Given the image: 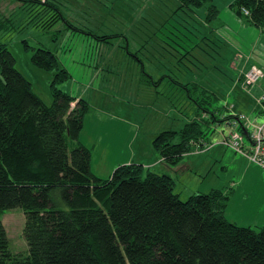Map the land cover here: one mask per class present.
<instances>
[{
  "label": "trees",
  "instance_id": "trees-1",
  "mask_svg": "<svg viewBox=\"0 0 264 264\" xmlns=\"http://www.w3.org/2000/svg\"><path fill=\"white\" fill-rule=\"evenodd\" d=\"M15 1L42 15L55 11L47 28L65 19L49 0ZM177 2L185 17L175 11L161 26L166 29L163 43L191 56L209 40L193 20L195 9L206 6V24L220 10L213 0ZM231 8L264 29V0H234ZM32 62L55 72L50 106L33 92L8 46L0 43V264H264V227L230 222L227 192L214 189L183 201L171 176L135 163L116 168L108 179L94 175L92 152L80 142L89 103L59 88L71 74L52 51L35 49ZM188 84L199 90L193 81L183 85L188 91ZM205 97L195 103L208 119L223 123L233 118L219 120L220 110L211 111L217 97ZM198 118L181 131L155 137L153 147L168 165L177 166L197 145L205 147L203 123L210 120ZM16 208L25 214L27 253L11 250L2 221L3 211Z\"/></svg>",
  "mask_w": 264,
  "mask_h": 264
},
{
  "label": "rangeland",
  "instance_id": "rangeland-1",
  "mask_svg": "<svg viewBox=\"0 0 264 264\" xmlns=\"http://www.w3.org/2000/svg\"><path fill=\"white\" fill-rule=\"evenodd\" d=\"M49 1L60 9L65 19L47 28L45 22L55 11L48 16L46 12L42 15L29 4L0 0V43L8 46L16 60V69L48 106L53 102L51 83L55 72L34 65L32 57L35 49L45 47L52 51L59 59L60 66L69 71L70 80L59 85V88L90 105L84 119L82 138L92 144L102 134L104 146L108 148L105 154H100L106 150L103 146L93 154L96 167L106 170L107 159L109 166L114 164L118 168L125 165L122 164L124 161L133 159L134 150L139 154L135 160L140 157L148 162L150 156L143 154V146L152 135L167 130L181 131L187 123L204 115L202 111L197 114L195 100L201 101L207 99L205 96L213 97L214 94L217 100H212L211 111L221 110L223 113H216L221 120L227 115L225 103L232 105L245 99L247 93L242 84L236 86L238 73L233 64L237 62V49L240 55L247 56L251 54L252 47L239 49L245 35L238 22L240 20L246 24L247 20L239 17L231 8L234 0H215L220 14L210 24L205 22L206 6L195 9L193 20L198 28L206 30L204 34L209 40L202 42L201 48L192 52L191 56L163 43L166 29L161 26L178 11L177 0ZM229 9L235 13V20L239 19L237 25L229 22ZM182 12L178 11L180 17L184 14ZM7 18H11V21L7 22ZM247 50L248 53L245 52ZM262 52L261 47L253 59L263 67ZM165 75L170 77L156 85ZM189 81L197 82L199 90L188 84V91L183 85ZM204 89L208 93L200 94ZM238 110L246 113V116L252 115L244 108L239 107ZM119 119L128 124L121 123ZM207 120H210V124L203 123V129L207 139H212L211 144L216 146L213 139H220L219 132L226 124L212 122L211 117ZM105 126L110 132L104 131ZM119 126L122 127L121 136L112 140ZM196 150L198 148L194 153ZM174 167L166 164L167 169ZM144 169L149 168L145 166ZM204 169L200 177L195 173V183L202 188L197 190L200 192L192 190L194 194L208 193L225 181L227 172L223 164H207ZM155 170L162 171L160 167ZM187 178V172L178 173V190L191 186H187ZM182 197L186 201L190 196ZM2 221L11 250L27 253L28 245L23 236L24 211L21 208L3 211Z\"/></svg>",
  "mask_w": 264,
  "mask_h": 264
},
{
  "label": "crops",
  "instance_id": "crops-1",
  "mask_svg": "<svg viewBox=\"0 0 264 264\" xmlns=\"http://www.w3.org/2000/svg\"><path fill=\"white\" fill-rule=\"evenodd\" d=\"M213 3L215 5L217 4L215 0H213ZM229 13H231L228 15V18H230L229 22H232L233 24L237 25L236 21H238L239 19L237 18L238 20H235V15H234L235 13H233L232 10L230 9H229ZM238 23L242 25V33L245 35L243 37L245 40L239 43V49L241 50V48L243 47L245 48L247 47V49H249L252 47V51L250 55L242 56L239 54V50L237 49V52L235 54V59H237V62L233 64V67H237L235 68V70L238 73V80L236 82V86L242 84L243 73L251 66H257L264 70V65L262 67L259 63H257L253 59L255 57V53L259 48L262 47V49L264 50V42H263L264 29L251 25V23H249L248 21L245 24L243 21L239 20ZM245 52L248 53L249 51L247 50ZM261 55L262 57H264V52H262ZM259 84L256 85L253 88V90H251V92H247L244 90L247 93L245 94L246 95L245 99H243L242 101L238 100L237 104L230 105V103L227 104L225 103L224 111L227 113L225 117L231 114V112L229 111V107L231 106L234 107L236 113L246 114L238 110V108L240 107L252 112L251 116L247 114L251 118V120H255L258 123L262 121L261 123H263L264 113L262 112L261 108L257 106L256 99L264 92V82L261 83L260 85ZM220 112L223 113L221 110ZM101 113L103 114V112ZM198 113L199 111L197 112V114ZM104 114L106 115V113ZM201 117L202 118L204 117L205 119L209 118L207 115H203ZM225 117H223L222 119H224ZM118 121H120L121 123L123 122L122 119H119ZM123 123H125V125L128 124V122L125 120ZM227 123L228 121L225 122L224 125ZM117 128L118 129H115L116 137L112 138V140L115 138L117 139L118 137L121 136L122 127L119 126ZM107 130H109L110 132V129L105 126L104 131ZM156 136L157 134L152 135L149 138V140H147V142H144L143 154L144 155L148 154L150 156L148 162L145 161L144 159H141L140 157H138V159L135 160V158L139 156V154H137V151L134 150V153L132 154L133 159L130 161H124L122 164L127 165L136 162L139 165H142L144 167L146 166L149 169H154V170L160 167L162 171L155 170L156 173L167 174L171 176L176 183L175 192L179 194L182 199L183 198L182 196L184 195L186 197L192 196L194 194V191L200 192L197 190H201L202 187H199L200 185L195 183V178H194L195 173H197L196 175L200 177V173H202L205 170L204 168H206L207 164L213 166L214 163L216 164L221 163L223 164V169L227 172V175L224 178L225 181L223 183L220 181L221 185L216 186L212 190L214 189L222 190V191L226 190L225 192L229 194L230 201L225 212L226 218L230 222L236 223L242 227H251L254 229L264 227V170L262 168L251 163L247 158L236 154L232 150H227L226 148H223L224 149L223 150L221 146H217L218 144L216 141L219 140V138H215L213 140L217 144L216 146H213L211 144L212 139L207 140V143H205V148L203 149L198 148V150H196L197 151L196 153L193 152L192 154L185 155L182 158V160L179 162V164L174 167V169L172 168L167 169L166 168L167 163L163 160L160 154L153 147V141ZM97 139L98 140H93L92 144H90L85 139H83L81 135L80 142L84 146L88 147L92 152L91 169L94 175H96L101 179H108L112 175L113 170L118 165L110 164L109 166L107 164L108 159H107V163L105 164L107 166L106 170H103V168L102 169L99 168L98 165H97L98 167H96L95 166L96 164L94 165L93 154L99 152L101 146H103L106 150H102L100 154L102 153L105 154L108 150V148L104 146V139L102 137V134H99ZM115 149L117 150L118 148ZM163 163L165 164L163 165ZM149 166H154V167H149ZM179 172L188 173L187 186L188 184L191 186H188L184 189L180 188V190H178V183L180 182L178 181ZM107 174L109 175L107 178H105Z\"/></svg>",
  "mask_w": 264,
  "mask_h": 264
},
{
  "label": "built area",
  "instance_id": "built-area-1",
  "mask_svg": "<svg viewBox=\"0 0 264 264\" xmlns=\"http://www.w3.org/2000/svg\"><path fill=\"white\" fill-rule=\"evenodd\" d=\"M243 12L249 15L247 10L244 9ZM262 80L264 70L251 66L243 73L242 87L245 91L251 92ZM256 103L264 113V92L256 99ZM229 111L233 118L220 131L221 137L217 144L247 158L264 170V122L258 123L243 113H236L233 106L229 107ZM242 127L244 132L241 130Z\"/></svg>",
  "mask_w": 264,
  "mask_h": 264
}]
</instances>
